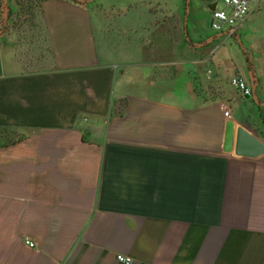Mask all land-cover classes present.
Here are the masks:
<instances>
[{"label":"crops","instance_id":"crops-1","mask_svg":"<svg viewBox=\"0 0 264 264\" xmlns=\"http://www.w3.org/2000/svg\"><path fill=\"white\" fill-rule=\"evenodd\" d=\"M203 6L45 0L44 59L0 22V264H264V154L224 149L264 141V29L202 35Z\"/></svg>","mask_w":264,"mask_h":264},{"label":"rangeland","instance_id":"rangeland-1","mask_svg":"<svg viewBox=\"0 0 264 264\" xmlns=\"http://www.w3.org/2000/svg\"><path fill=\"white\" fill-rule=\"evenodd\" d=\"M13 1L15 2V0ZM23 1L26 5L22 9H20V7L17 8L18 13L17 15H13L14 23L11 25L10 29H13L14 35L17 38L16 40H18V42L20 41L19 44L22 47L21 50L24 49L28 51L29 49H32V51H30L29 53L30 57L36 56L38 54L37 56L39 57V59L40 57L44 59L46 58V56L43 57L46 52L45 51L46 45H45V40H44V37L42 36V31H41L42 25L39 20V17H40L39 9L35 5L36 0H30V1H33L32 5H27L28 0H23ZM202 2L204 3V6H203L201 20H200V24H201L200 31L202 32V35H213L215 31L211 27L212 12L210 10V5L217 2L218 8L221 9L225 7V4L222 0H202ZM251 8H252L251 12L255 10V13H253V16L251 17V20L254 22L252 25V28L264 29V0H252ZM1 11L3 10L0 9V14H2ZM7 14H8V11L5 12L4 16H7ZM1 21H2V18H0V22ZM171 23H172L171 26L173 27L172 29L174 32L176 30L175 27L178 26V34L174 33L175 37H174L173 44L175 45L176 42L177 43L181 42L183 44H186L187 34H189L187 25L190 26L191 18L189 19V22L187 21V18H185L184 25H183V18L181 17L177 18V20L173 19ZM1 25L3 28H6V25L3 24V22H1ZM185 25H186V28H185ZM189 35L191 36V38L196 40V38L191 33ZM19 36L22 38H20ZM238 45L239 44L237 43L234 44L236 49H238L237 48ZM253 55L254 54L251 55L252 60L256 61ZM156 56L157 58H159L160 54L158 53ZM248 99L250 100L254 99L253 94L249 96ZM236 106H237L236 104L232 103L231 107L233 110H235Z\"/></svg>","mask_w":264,"mask_h":264},{"label":"built area","instance_id":"built-area-1","mask_svg":"<svg viewBox=\"0 0 264 264\" xmlns=\"http://www.w3.org/2000/svg\"><path fill=\"white\" fill-rule=\"evenodd\" d=\"M225 7L218 8V3L215 4V9L212 12L211 27L217 33H223L228 38L233 37L238 29L239 24L252 10V0H222ZM231 83L235 86L244 97H249L253 94V88L248 81L241 75H235L231 79ZM225 115L229 116L230 112L225 111ZM27 243L34 247L36 244L32 241ZM117 259L125 264H131L133 259L128 256L119 254Z\"/></svg>","mask_w":264,"mask_h":264},{"label":"water","instance_id":"water-1","mask_svg":"<svg viewBox=\"0 0 264 264\" xmlns=\"http://www.w3.org/2000/svg\"><path fill=\"white\" fill-rule=\"evenodd\" d=\"M215 4L210 5V10ZM253 97L256 98V87H253ZM236 131V137H235ZM224 149L233 151L240 156L258 157L264 154V141L243 125L236 126L233 120L228 121L224 140Z\"/></svg>","mask_w":264,"mask_h":264},{"label":"trees","instance_id":"trees-1","mask_svg":"<svg viewBox=\"0 0 264 264\" xmlns=\"http://www.w3.org/2000/svg\"><path fill=\"white\" fill-rule=\"evenodd\" d=\"M45 0H36L35 5L39 9V13L41 12V3ZM30 3V4H28ZM27 5H32L33 1L28 0ZM26 4L23 0H0V9L1 11V18L3 24L6 25V27H11V25L14 23V16L17 15L18 11L17 8L20 7V9L24 8ZM8 11L7 16L5 15V12ZM4 13V14H3ZM126 107V101L122 99L115 98L112 103V114H123L122 108ZM24 135H17L14 131L8 129V128H1L0 129V147L7 146L10 144H13L23 138Z\"/></svg>","mask_w":264,"mask_h":264}]
</instances>
